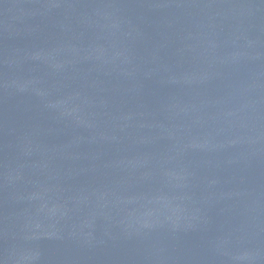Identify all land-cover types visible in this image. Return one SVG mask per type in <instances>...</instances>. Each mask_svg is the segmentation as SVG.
<instances>
[{"label": "water", "instance_id": "95a60500", "mask_svg": "<svg viewBox=\"0 0 264 264\" xmlns=\"http://www.w3.org/2000/svg\"><path fill=\"white\" fill-rule=\"evenodd\" d=\"M0 264H264V0H0Z\"/></svg>", "mask_w": 264, "mask_h": 264}]
</instances>
